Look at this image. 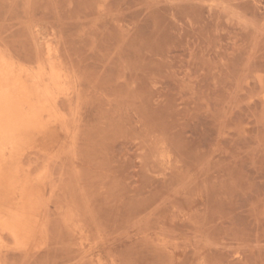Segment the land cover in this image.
Instances as JSON below:
<instances>
[{
  "label": "rangeland",
  "instance_id": "374dc122",
  "mask_svg": "<svg viewBox=\"0 0 264 264\" xmlns=\"http://www.w3.org/2000/svg\"><path fill=\"white\" fill-rule=\"evenodd\" d=\"M5 77L40 114L0 264H264V0H0Z\"/></svg>",
  "mask_w": 264,
  "mask_h": 264
},
{
  "label": "bare ground",
  "instance_id": "6f19581e",
  "mask_svg": "<svg viewBox=\"0 0 264 264\" xmlns=\"http://www.w3.org/2000/svg\"><path fill=\"white\" fill-rule=\"evenodd\" d=\"M24 85L20 80L9 79L8 81L6 77L4 79L0 78V190L13 191L14 189L13 193L17 194L14 195L17 198L14 207H2L4 199L2 200L0 197V217L4 219V228L13 232L15 237L26 233L28 229L27 221L32 216L33 210L31 205H26L29 203L24 201L26 200L24 198L26 197V187L19 189L21 182L17 176L7 175L9 172L7 166L9 161L14 160L15 163L17 161L15 159L25 153L23 148L25 143H28L25 140L29 135L28 133L34 131V128L38 125L40 114L32 105ZM26 146L28 147L30 144ZM18 166H16V170L22 169L23 165ZM14 196L12 195L11 198Z\"/></svg>",
  "mask_w": 264,
  "mask_h": 264
}]
</instances>
